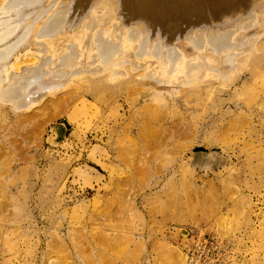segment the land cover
Wrapping results in <instances>:
<instances>
[{
  "label": "rangeland",
  "instance_id": "obj_1",
  "mask_svg": "<svg viewBox=\"0 0 264 264\" xmlns=\"http://www.w3.org/2000/svg\"><path fill=\"white\" fill-rule=\"evenodd\" d=\"M187 1L144 2L185 33L205 14L175 6ZM241 1L212 0L214 12ZM47 10L30 8L23 30ZM240 75L162 90L132 73L0 102V264H186L190 227L264 264V74Z\"/></svg>",
  "mask_w": 264,
  "mask_h": 264
},
{
  "label": "bare ground",
  "instance_id": "obj_2",
  "mask_svg": "<svg viewBox=\"0 0 264 264\" xmlns=\"http://www.w3.org/2000/svg\"><path fill=\"white\" fill-rule=\"evenodd\" d=\"M144 1L3 0L0 102L33 106L36 98L48 94L46 90L55 91L66 82L106 79L110 84H121L132 73L162 90L196 88L208 78L226 82L229 74L235 87L244 69L253 78L263 76L264 1L240 0L232 12H223V17L215 14L212 0L177 3L181 9L205 13L185 33L179 31L182 23L166 13L161 20L167 26L161 27ZM214 1H222L225 7L239 0ZM251 1L258 3L248 8ZM45 7L48 10L24 31L25 13L30 8L42 12ZM147 21L149 31L146 25L137 24ZM26 56L29 59L20 63ZM12 70L15 72L10 73ZM247 84L243 82L241 87ZM21 99H25L22 106Z\"/></svg>",
  "mask_w": 264,
  "mask_h": 264
},
{
  "label": "built area",
  "instance_id": "obj_3",
  "mask_svg": "<svg viewBox=\"0 0 264 264\" xmlns=\"http://www.w3.org/2000/svg\"><path fill=\"white\" fill-rule=\"evenodd\" d=\"M184 239L179 247L186 264H239L234 242L221 233L202 227L181 230Z\"/></svg>",
  "mask_w": 264,
  "mask_h": 264
}]
</instances>
